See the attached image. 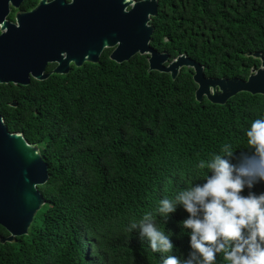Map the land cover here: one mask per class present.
I'll return each mask as SVG.
<instances>
[{"label":"trees","instance_id":"obj_1","mask_svg":"<svg viewBox=\"0 0 264 264\" xmlns=\"http://www.w3.org/2000/svg\"><path fill=\"white\" fill-rule=\"evenodd\" d=\"M150 23L153 48L170 60L185 54L207 77L246 79L260 66L249 54L264 56V0H158ZM110 52L68 74L0 83L4 124L48 167L37 186L44 204L26 234L0 242V264H159L146 240L126 232L129 221L185 186L221 144L246 149L243 129L264 114V94L198 101L191 68L172 78L148 70L147 54L117 63ZM175 216L159 223L174 233L175 254H186Z\"/></svg>","mask_w":264,"mask_h":264},{"label":"water","instance_id":"obj_2","mask_svg":"<svg viewBox=\"0 0 264 264\" xmlns=\"http://www.w3.org/2000/svg\"><path fill=\"white\" fill-rule=\"evenodd\" d=\"M0 0V83L27 85L31 78L43 80L51 74H68L72 65L97 63L110 48L111 60L122 63L135 54L148 55V70L169 73L176 78L180 70L191 68L197 85L195 97L224 104L239 92L264 94V56L259 67H252L246 79L207 77L201 63L185 54L170 60L167 52L150 45L157 13V0H39L29 11L17 12L15 22L6 17L12 3ZM127 9V7H129ZM50 63H56L46 71ZM14 105V103H12ZM48 179V167L36 145L22 133L9 132L0 115V225L11 242L28 232L36 212L44 204L37 186Z\"/></svg>","mask_w":264,"mask_h":264},{"label":"clouds","instance_id":"obj_3","mask_svg":"<svg viewBox=\"0 0 264 264\" xmlns=\"http://www.w3.org/2000/svg\"><path fill=\"white\" fill-rule=\"evenodd\" d=\"M243 134L246 149L221 144L197 161L185 186L127 224V233L160 254L159 264H264V114ZM178 211V227L187 237L181 255L175 254L174 233L159 223L176 218Z\"/></svg>","mask_w":264,"mask_h":264},{"label":"flooded vegetation","instance_id":"obj_4","mask_svg":"<svg viewBox=\"0 0 264 264\" xmlns=\"http://www.w3.org/2000/svg\"><path fill=\"white\" fill-rule=\"evenodd\" d=\"M49 1H52V0H46V2H49ZM64 1L66 2V0H64ZM134 1H138V0H134ZM38 2H39V0H20L18 6H14L12 3H10V6H9V14L6 17V19H8L10 22H15V14L17 12H26V11H29L32 8H34L38 4ZM157 2H158V0H157ZM128 8H130V6L127 7V9ZM157 10H158V8H157ZM11 14H13V15L11 16ZM149 24H151V23H149ZM50 65H52V67L49 69V66ZM55 65H56V63H50L48 65L46 71H50L51 69H53L55 67Z\"/></svg>","mask_w":264,"mask_h":264}]
</instances>
